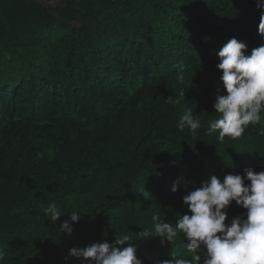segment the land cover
Listing matches in <instances>:
<instances>
[{
  "label": "trees",
  "instance_id": "16d2710c",
  "mask_svg": "<svg viewBox=\"0 0 264 264\" xmlns=\"http://www.w3.org/2000/svg\"><path fill=\"white\" fill-rule=\"evenodd\" d=\"M258 4L0 0L3 264H81L70 249L136 240L153 214L190 215L183 197L211 175L264 171V125L222 142L207 134L222 90L218 51L231 38L246 55L264 45ZM185 106L202 121L195 138L177 127ZM51 202L82 213L71 235L59 229L70 214L55 224L45 214ZM226 211V223L246 212L234 201ZM134 243L142 264L192 255L182 236Z\"/></svg>",
  "mask_w": 264,
  "mask_h": 264
},
{
  "label": "clouds",
  "instance_id": "9594fccd",
  "mask_svg": "<svg viewBox=\"0 0 264 264\" xmlns=\"http://www.w3.org/2000/svg\"><path fill=\"white\" fill-rule=\"evenodd\" d=\"M258 34L264 37V14ZM246 52L245 43L231 38L217 53L222 90L218 89L213 105L217 115L207 122V134L218 133L221 142L225 137L240 138L250 125H264V45L253 49L250 55ZM176 79L180 82L185 79L183 64L177 66ZM167 103L174 106L180 101L169 96ZM177 127L180 131L189 130L195 138L202 121L192 107L185 106ZM259 135L264 136V127L259 129ZM172 191H177L175 183ZM233 201L246 212L226 223V210ZM183 202L190 215L178 216L176 222L171 223L153 214L152 228H141L136 234V240L141 241L160 238L162 246L165 242L172 244L181 236L187 241L190 258L172 254L170 259L159 264H264V171L256 173L246 169L243 175L226 174L223 180L211 175L188 192ZM45 214L54 224L61 216L70 214V220L64 221L59 228L65 235H71L72 225L82 215L79 211L62 215L55 202L47 205ZM136 240L127 233L117 234L112 244L106 240L96 242L72 248L69 254L81 264H142L137 257ZM4 260L5 253L0 249V264Z\"/></svg>",
  "mask_w": 264,
  "mask_h": 264
},
{
  "label": "rangeland",
  "instance_id": "374dc122",
  "mask_svg": "<svg viewBox=\"0 0 264 264\" xmlns=\"http://www.w3.org/2000/svg\"><path fill=\"white\" fill-rule=\"evenodd\" d=\"M47 1H50V0H47Z\"/></svg>",
  "mask_w": 264,
  "mask_h": 264
}]
</instances>
